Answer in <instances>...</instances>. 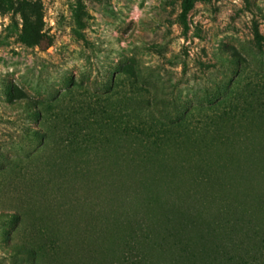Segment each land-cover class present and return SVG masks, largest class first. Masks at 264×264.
<instances>
[{
	"label": "rangeland",
	"instance_id": "obj_1",
	"mask_svg": "<svg viewBox=\"0 0 264 264\" xmlns=\"http://www.w3.org/2000/svg\"><path fill=\"white\" fill-rule=\"evenodd\" d=\"M183 1L0 0V264H84L114 220L117 253L151 227L152 264L176 263L171 237L153 251V215L178 230L200 213L206 236L232 216L264 224V0H194L185 25ZM126 121L178 146L140 147L129 176Z\"/></svg>",
	"mask_w": 264,
	"mask_h": 264
},
{
	"label": "trees",
	"instance_id": "obj_2",
	"mask_svg": "<svg viewBox=\"0 0 264 264\" xmlns=\"http://www.w3.org/2000/svg\"><path fill=\"white\" fill-rule=\"evenodd\" d=\"M194 0H184L183 7L180 13L181 20L185 25L186 13L192 8ZM11 98H17L19 96L14 95L11 92ZM20 98V97H19ZM133 113H127V120ZM145 123V122H144ZM160 129V128H157ZM264 132V127L262 128ZM163 131V132H162ZM154 133L153 137V125H144L143 123L138 125L130 121H126L123 126L122 137L124 140L130 142L129 145L135 146L127 151V156L124 157L125 170L127 173L136 176L140 170L146 167L150 159H148V153L138 152L140 147L146 148L153 145V149H159L164 146H178L177 136L181 133H173L164 136L166 130H162ZM177 132V131H176ZM218 144L229 147L227 151H232L231 148H235V144L227 143L226 140H217ZM195 145L207 146L202 141L199 143L193 142ZM192 144V143H191ZM201 145V146H200ZM255 155L257 150H251ZM128 154H130L128 156ZM257 154V153H256ZM260 158V157H259ZM154 161V158H153ZM258 161H261L260 159ZM138 172V173H137ZM196 180L204 184H209L214 180V171L206 172L205 174H197ZM200 213H187L185 220L179 224V229H171L169 223L174 218L163 220L153 215V251L157 250L165 251V241L172 238L171 248L175 251L173 261L175 264H264V224L258 221L257 213L255 214L254 221L252 219L245 220L238 217H229L226 220L212 221L207 224L209 230H205L203 235L202 221L200 220ZM149 219L152 217L149 215ZM109 224V228L104 231L97 232L96 238L102 242L110 243L112 246L118 243L120 236L123 233V227L126 226L124 222L114 220ZM172 225V224H171ZM196 232L199 233L198 241L191 237L183 238L180 232ZM152 232L151 227L147 225V228L142 226V223H138L134 227H130L128 230L129 240H125V246L122 247V251H116V248L109 246V249H97L94 254L87 258L84 264H152L149 262L148 250L150 249ZM251 232V233H250ZM248 233L259 238V244L251 247L250 250H246L244 247V240H233L236 237H247ZM198 234V235H199ZM253 236V237H254ZM170 238V239H171ZM252 238V237H250ZM227 240V242H226ZM102 250V251H101ZM207 250H210L214 255L213 258L207 255ZM219 259V260H218ZM107 260V262H106ZM218 260V262H216ZM89 261V262H88ZM155 264V263H153Z\"/></svg>",
	"mask_w": 264,
	"mask_h": 264
}]
</instances>
